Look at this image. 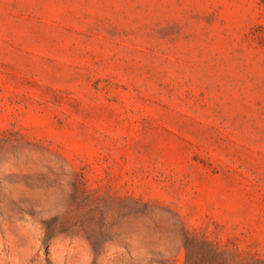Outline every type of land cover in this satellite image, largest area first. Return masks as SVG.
<instances>
[{"label":"rangeland","instance_id":"rangeland-1","mask_svg":"<svg viewBox=\"0 0 264 264\" xmlns=\"http://www.w3.org/2000/svg\"><path fill=\"white\" fill-rule=\"evenodd\" d=\"M0 264H264V0H0Z\"/></svg>","mask_w":264,"mask_h":264}]
</instances>
